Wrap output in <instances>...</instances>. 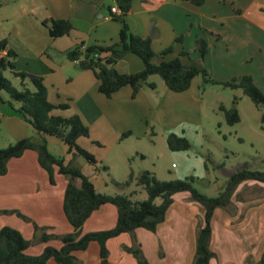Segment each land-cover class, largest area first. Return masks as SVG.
I'll list each match as a JSON object with an SVG mask.
<instances>
[{
    "label": "crops",
    "instance_id": "1",
    "mask_svg": "<svg viewBox=\"0 0 264 264\" xmlns=\"http://www.w3.org/2000/svg\"><path fill=\"white\" fill-rule=\"evenodd\" d=\"M112 7H117L115 0H0V41L5 40L7 48L16 53L15 71L41 78L51 104H69L68 110L58 111L56 115L64 118L79 116L88 128L89 136L78 139L77 144L94 155L98 162L120 143L123 131H129L130 135L134 133L130 126L113 123L119 118L107 111L114 103L126 107L133 105L140 111L147 108L157 111L162 105V101L153 100L152 96L150 98L146 87L134 99L128 86L107 99L98 92L99 83L93 73L80 70L77 64L67 59L66 52L80 44L87 47L111 45L118 41L120 25L110 14ZM256 11L264 12V0H207L200 7L174 0H131V9L125 19L133 35L150 39L155 53H160L174 44L176 38L181 37L182 41L177 43L178 47H174L172 55L176 54V57L179 52L185 51L190 59L192 53L193 60H201L196 48L197 39L203 38L202 36H218L216 41L225 42L227 47L226 42L235 39L233 36L227 39V19L242 18ZM51 20L68 21L73 29L68 35L52 38L46 25ZM188 28L189 31L198 29L202 36L197 33L193 41L189 39L186 42L184 36ZM150 29L153 39L149 37ZM237 32L235 35L241 36L242 30L238 29ZM142 68L141 60L133 55H127L115 65L116 71L121 74L137 73ZM10 75L12 76L11 73ZM255 76L264 79V68L259 69ZM194 82L195 78L187 91L192 89ZM148 83L153 82L148 80ZM153 84L156 88L157 85ZM19 85L21 86L20 80ZM23 85L30 88L28 79ZM169 93L171 91L165 86L162 89V100L168 101ZM8 101V96L0 93V131L6 134L5 142L12 144L23 138L36 137L33 128L14 113ZM167 101L163 110L156 113L168 116L170 109ZM46 141L48 145L54 147L57 144L64 150L58 140L46 137ZM63 157L65 163L71 159L70 155L65 154ZM77 161L82 173L90 179L97 192L106 185L103 181L100 182L95 167L80 160V157L75 160ZM84 166L86 172L82 170ZM56 174L55 185H50L47 174L39 167L33 151H26L20 158L11 159L7 164V173L0 177V211H19L30 222L21 221L14 215H0V228H15L28 242L34 240L33 224L46 228L45 232L49 235L61 237L73 233L62 210L68 181ZM241 185L264 188L260 186L262 184L255 182ZM237 197L239 194H236V201H232L233 213L224 209L214 212L209 248L215 257L210 260V264H244L247 257L256 264L264 251L263 199L246 204ZM111 206L104 205L92 213L81 227L80 235L113 228L117 210ZM201 218L199 205L190 202L187 193L175 194L164 221L157 226L155 232L139 228L133 234H122L107 242L108 262L136 264L135 258L124 252L131 241H136L149 264H191ZM45 246L60 248L61 241L56 239L28 246L26 254L37 256ZM75 258L76 264H100L98 244L90 243L86 251L76 253ZM117 258L119 262H116ZM47 264L56 263L50 260Z\"/></svg>",
    "mask_w": 264,
    "mask_h": 264
},
{
    "label": "trees",
    "instance_id": "2",
    "mask_svg": "<svg viewBox=\"0 0 264 264\" xmlns=\"http://www.w3.org/2000/svg\"><path fill=\"white\" fill-rule=\"evenodd\" d=\"M174 1L200 7L207 0ZM115 2L121 11V15L113 17V20L120 25L118 41L111 45L87 47L80 44L66 52L70 62L78 61L77 66L80 70H89L93 73L99 83L98 92L105 98H112L120 89L128 86L132 90L131 96L134 99L142 88H155L153 83L147 82L151 76H159L172 93H183L190 88L193 79L200 76L205 83L221 85L231 90L239 89L257 107H264V94L256 87L249 75L226 82L214 81L210 79L201 63L190 59L185 51L168 60L167 57L173 54V45L156 54L152 50L149 38L133 35L129 30L125 17L131 9V0H115ZM46 25L52 38L68 35L73 29L65 20H51ZM181 41V37L176 38L174 44ZM196 48L200 59L203 60L208 48L206 41L203 38L197 39ZM127 55L136 56L141 60L143 68L140 72L121 74L116 71L115 65ZM156 57L158 62H154ZM16 58V53L7 48L6 41H0V93L4 92L8 95L9 106L18 117L33 128L36 137L23 138L0 149V177L7 173V164L11 159L20 158L26 151L35 152L38 165L47 174L50 185H55L56 173L68 180L62 210L73 233L61 237L49 235L45 232L46 228L33 224L35 240L47 243L50 239H59L61 246L60 248L45 246L41 254L30 256L26 254L29 242L17 229L4 226L0 228V264H47L50 260L56 264H76L75 254L86 251L90 243L98 244L100 264H109L107 242L122 234H133L139 228L155 232L157 226L164 221L166 212L173 202V196L178 193H187L189 201L199 205L202 212L196 232L195 255L191 264H210V260L215 257L209 248L211 221L215 210L224 209L230 214L233 213L232 201L239 186L245 182H255L264 186V171L249 170L247 165H244L230 176L223 190L214 197L199 193L192 184L193 178L159 181L148 171H143L138 178V184L147 194V199L144 201L133 202L127 196L101 194L82 173L81 168L74 163L77 158L82 157L88 165L96 169L100 164L94 155L77 144L78 139L88 138V128L77 115L67 118L56 115L58 111L68 110L69 104H51L47 99V90L41 78L15 71ZM4 71H9L14 78L20 80V89L15 88L11 81L4 77ZM26 79L30 88L23 85ZM221 110L224 112L227 124L234 125L239 122L235 108L230 110L221 108ZM128 134L125 133L122 137H127ZM46 137L58 140L64 146V153L71 156L70 161L65 163L64 157L54 156L48 149ZM95 144L99 145L97 142ZM166 144L171 151H185L189 148L187 139L175 134L167 136ZM103 169L106 170V167ZM75 180H79L78 186ZM131 181L130 175L126 184ZM104 205H112L117 210L114 227L80 235L84 223L92 213ZM9 213L30 222L17 211H0V215ZM125 249L133 255L136 264H149L139 244ZM244 264H253V262L247 257ZM256 264H264V251Z\"/></svg>",
    "mask_w": 264,
    "mask_h": 264
},
{
    "label": "rangeland",
    "instance_id": "3",
    "mask_svg": "<svg viewBox=\"0 0 264 264\" xmlns=\"http://www.w3.org/2000/svg\"><path fill=\"white\" fill-rule=\"evenodd\" d=\"M228 7L231 9L230 3ZM226 28L229 31L227 39L232 36L235 38L231 42H226L227 47L225 42L221 40L218 42L215 37L202 36L198 29L193 28L189 31L188 28L184 36L186 42L189 39L193 41L197 33L208 42L204 59L193 60L192 53L191 59L200 62L210 79L214 81L226 82L250 75L253 83L264 94V79L255 76L259 69L264 68V12L256 11L252 15H244L237 19L228 18ZM238 29L242 30L241 36L235 35ZM172 45L178 47L177 44ZM175 55L167 59H173ZM154 62H158V57ZM3 75L15 88L20 89L19 79L11 76L9 71H4ZM148 80L157 85L155 90L146 87L150 98L152 96L153 100L162 101L157 111L149 108L140 111L133 105L126 107L120 103H114L107 111L118 116L119 119L113 123L130 126L135 134L120 136V143L100 160L97 173L100 182L103 181L106 185L99 188V193L127 196L133 202L144 201L147 194L138 184V178L143 171H148L159 181L193 178L192 184L199 193L214 197L223 190L230 176L244 165H247L249 170L264 171V120H262L264 107H257L239 89L231 90L221 85L205 83L200 76L195 78L190 91L171 92L168 101L162 100V89H165L162 79L159 76H151L147 82ZM2 94L8 96L4 92ZM166 101L170 109L168 116L156 113L163 110ZM221 108L225 110L235 108L239 122L234 125L227 124ZM125 133L129 131H123L122 135ZM169 134L185 137L189 148L185 151L169 150L166 144ZM5 138L6 134L0 131V149L9 145ZM49 148L54 156H65V149L59 145L55 144L53 147L49 144ZM81 159L83 158L80 157ZM74 163L80 167L78 161ZM103 167H106V170ZM82 170L86 172V167H82ZM130 175L132 181L126 184ZM57 177L66 179L62 175ZM75 184L78 186L79 180H75ZM237 194H239L237 199H242V203L247 204L251 201V204L256 199H263L264 204V188L257 185H241L237 189ZM233 200L236 201V197ZM111 208L115 210L114 207ZM14 217L26 222L15 214ZM53 240L56 239L49 241ZM30 241L32 240H29L30 247L41 243L35 239L34 243ZM136 245V241H131V245L126 248ZM124 252L133 257L126 249ZM117 261L119 262V258Z\"/></svg>",
    "mask_w": 264,
    "mask_h": 264
},
{
    "label": "built area",
    "instance_id": "4",
    "mask_svg": "<svg viewBox=\"0 0 264 264\" xmlns=\"http://www.w3.org/2000/svg\"><path fill=\"white\" fill-rule=\"evenodd\" d=\"M110 14H111L112 17L113 16H119V15H121V11H120V9L118 7H112L110 9ZM111 16L109 18H111ZM74 63L78 64V61H75Z\"/></svg>",
    "mask_w": 264,
    "mask_h": 264
},
{
    "label": "water",
    "instance_id": "5",
    "mask_svg": "<svg viewBox=\"0 0 264 264\" xmlns=\"http://www.w3.org/2000/svg\"><path fill=\"white\" fill-rule=\"evenodd\" d=\"M149 37H150L151 39H153V37H154L151 29H150V35H149Z\"/></svg>",
    "mask_w": 264,
    "mask_h": 264
}]
</instances>
